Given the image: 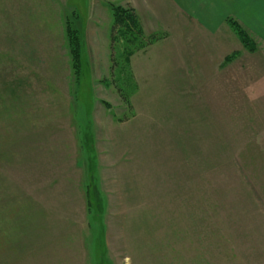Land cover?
<instances>
[{
    "label": "rangeland",
    "instance_id": "374dc122",
    "mask_svg": "<svg viewBox=\"0 0 264 264\" xmlns=\"http://www.w3.org/2000/svg\"><path fill=\"white\" fill-rule=\"evenodd\" d=\"M142 21L0 0V264H264L259 55L195 65Z\"/></svg>",
    "mask_w": 264,
    "mask_h": 264
},
{
    "label": "crops",
    "instance_id": "0c3cea01",
    "mask_svg": "<svg viewBox=\"0 0 264 264\" xmlns=\"http://www.w3.org/2000/svg\"><path fill=\"white\" fill-rule=\"evenodd\" d=\"M130 1L142 24L146 23L144 18L170 34L164 44L171 39L176 41L174 45L168 43L172 55L195 56L193 64L208 66L204 57L218 55L220 49L231 50L230 54L238 55L230 62L231 67L246 56L259 55V62L251 61L247 66L251 70L256 66L264 78V0ZM236 28L254 41L252 52L244 48ZM180 64L189 65L181 59Z\"/></svg>",
    "mask_w": 264,
    "mask_h": 264
},
{
    "label": "trees",
    "instance_id": "16d2710c",
    "mask_svg": "<svg viewBox=\"0 0 264 264\" xmlns=\"http://www.w3.org/2000/svg\"><path fill=\"white\" fill-rule=\"evenodd\" d=\"M114 20H115V22H114V24H115L114 25V27H115L114 29L115 30H117V31H120V30H122V31H128L130 35L132 33H134L136 37L138 35L140 36L141 34L143 35L142 29H141V26H140V23L138 21L137 16L133 12V10H126L125 11V10H122V8L117 7L114 10ZM241 37H242L245 45L247 46V39H246V37L243 34H242ZM156 40L157 39L152 38V40L149 41V44L154 43ZM138 46H137V48L140 49V47H138Z\"/></svg>",
    "mask_w": 264,
    "mask_h": 264
}]
</instances>
